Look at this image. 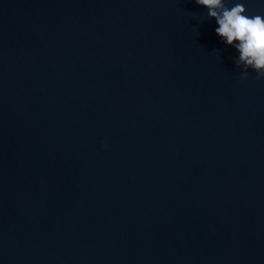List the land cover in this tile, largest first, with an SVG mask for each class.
Instances as JSON below:
<instances>
[{
  "label": "water",
  "instance_id": "obj_1",
  "mask_svg": "<svg viewBox=\"0 0 264 264\" xmlns=\"http://www.w3.org/2000/svg\"><path fill=\"white\" fill-rule=\"evenodd\" d=\"M215 27L194 0H0V264H264V78Z\"/></svg>",
  "mask_w": 264,
  "mask_h": 264
},
{
  "label": "clouds",
  "instance_id": "obj_2",
  "mask_svg": "<svg viewBox=\"0 0 264 264\" xmlns=\"http://www.w3.org/2000/svg\"><path fill=\"white\" fill-rule=\"evenodd\" d=\"M214 19L215 34L234 49L233 63L240 69V78L249 71L257 79L264 78V14L248 9L244 0H194Z\"/></svg>",
  "mask_w": 264,
  "mask_h": 264
}]
</instances>
